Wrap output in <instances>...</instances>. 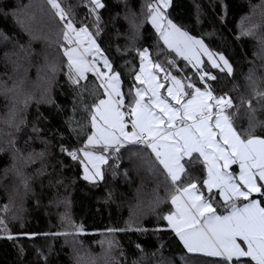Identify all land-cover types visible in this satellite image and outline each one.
I'll return each instance as SVG.
<instances>
[{"label": "snow or ice", "instance_id": "1", "mask_svg": "<svg viewBox=\"0 0 264 264\" xmlns=\"http://www.w3.org/2000/svg\"><path fill=\"white\" fill-rule=\"evenodd\" d=\"M123 4L121 16L109 0H17L15 6L0 0V15L14 28V34L0 31V64L11 68V74L0 73V94L11 97L0 125V155L9 158L0 181L10 180V187L4 185L7 202L0 203V240L11 242L17 264H53L50 241L60 239L71 247L72 264H127L117 239L121 233L157 240L152 252L136 242L140 257L132 264H264V0L249 5L250 15L233 35V43L257 41L259 63L243 76V85L233 83L230 91L221 82L235 81L234 58L211 43L217 25L227 28L234 7L227 0H214L211 15L197 6L194 25L176 18L175 0H144L139 13L128 0ZM205 23L212 31L200 30ZM148 37L154 42H144ZM36 42L44 45L41 52ZM61 74L83 115L76 118L74 104L63 122L67 134L49 129L60 153L56 165L73 168L95 189L109 175L131 182L132 171L144 170L155 180L150 198L143 199L138 190V203L123 227L92 232L86 222L73 220L69 198L57 197L49 203L64 206L60 228H27L26 203L43 206L36 182L43 188L42 178H49V187L63 180L53 184L47 171V133L36 121L29 133L18 106L27 116L35 101L37 121L47 119L39 113L42 104L62 113L51 94ZM244 119L246 128L238 124ZM36 141L40 151L33 147ZM111 201L109 190L103 203ZM96 235L98 253L81 239ZM165 248L181 255L166 257Z\"/></svg>", "mask_w": 264, "mask_h": 264}, {"label": "trees", "instance_id": "2", "mask_svg": "<svg viewBox=\"0 0 264 264\" xmlns=\"http://www.w3.org/2000/svg\"><path fill=\"white\" fill-rule=\"evenodd\" d=\"M19 2L28 4L30 0H19ZM33 2L38 3L39 0H33ZM74 2L75 0H69V3ZM143 2L144 0H128V7L139 13ZM213 2L214 0H175L176 18H183L185 23L194 25L197 6H200L204 13L211 15L213 10L210 5ZM227 2L234 6L232 14L228 18L227 28L221 29L219 25H217V35L211 40L214 48L219 47L234 58V64L236 66L235 81L231 79L223 80L221 82V88L224 91H230L233 83L243 85V76L247 74L249 68L252 67L254 63H259L256 59V52L259 50L257 41L251 38H245L242 41L233 43V35L239 33L238 26L242 18L250 15L249 5L259 4L261 0H227ZM3 3L9 6H15L17 0H3ZM109 3L114 7V11H118L121 16L123 15L125 11L123 0H109ZM37 17L39 21V13H37ZM148 27L150 26H146L145 29V37H147ZM200 30L212 31V28L205 23ZM0 31L14 34L13 21L10 18H5L0 15ZM220 37H224V41H222ZM115 39L114 37V40ZM118 42L123 46L125 40L123 37H120ZM144 42L151 44L154 42V38L148 37ZM33 46L37 52H41L44 48V45L39 42L34 43ZM49 51L52 50L49 49ZM121 63H123V61H121ZM4 70V65L0 64V73L4 72ZM125 71L127 72V70ZM30 76L32 79H35V69L30 72ZM126 87L127 85H125V88ZM232 95L235 96L236 93L233 92ZM53 98L57 104L62 106L64 111L57 114L55 108L42 104L39 106V113H42L47 119L37 121V106L33 104L27 112V120L29 121L27 131L30 133L31 123L36 121L38 126L47 133V138L51 140V145L49 147L51 155L48 158L49 167L47 171L52 174L51 179L53 184H55L56 179H62L63 185L49 187L48 177L42 178L43 188L40 187V181L36 182L35 189L38 194H42L43 206L40 209H35L32 207L31 201L26 203V207L28 208V213L26 214L28 221L27 228L45 231H55L60 228V213L64 212V206L62 203L59 206L49 203V201L57 197L60 200L64 197H68L71 202V215L73 220L76 222H86L88 228L92 232L99 233L103 231L106 226L111 225L123 227L124 221L128 219L131 210L135 208L138 203V190L143 199L151 197L155 187L154 178L144 170H141L139 175H137L135 171H132L131 182L125 181L123 177L113 180L109 175L107 183L102 185L99 189H95L80 181L73 168L66 166L61 170L60 167L56 165L57 159L60 157L57 140L49 129L54 131L55 128L59 127L67 134V126L63 122L68 117L72 116L74 104L76 106V118L80 119L83 113L80 111V105L76 99V94L67 84L63 74L58 77L56 87L53 91ZM85 102L90 103L91 97L85 95ZM3 103L4 102L0 100V107L3 106ZM238 124L240 127L246 128L247 120H239ZM33 147L39 151L42 145L39 141H36ZM8 161V156L0 155V169L5 167ZM68 163L69 161L66 160L65 165ZM52 165H56V167L53 168ZM124 166L131 167V165L127 163H125ZM73 180L76 181L74 184ZM4 185L10 187V180L0 181V203H6L8 198ZM109 190L112 192V201L108 204H104L103 199ZM145 223H148V221H145ZM13 227L18 230V225H14ZM99 238L100 237L96 235L91 239L87 237H82L81 239L85 247L89 248L94 253H98L100 247L96 241ZM117 239L126 253L127 264H132L134 260H138L140 257V253L134 248L136 242L143 243L145 252L154 251L157 245L156 238L151 235L139 236V234L125 235L121 233L118 235ZM50 243L53 244L54 248V255L52 257L53 264H72L70 259L72 250L69 244L63 239L50 241ZM117 255L119 254L117 253ZM164 255L169 258H178L181 253L175 248L172 250L165 248ZM27 259L28 261L34 259V255L31 251L28 252ZM0 264H17L16 252L11 242L0 240Z\"/></svg>", "mask_w": 264, "mask_h": 264}, {"label": "clouds", "instance_id": "3", "mask_svg": "<svg viewBox=\"0 0 264 264\" xmlns=\"http://www.w3.org/2000/svg\"><path fill=\"white\" fill-rule=\"evenodd\" d=\"M4 71H8V73L11 74V68L10 67L8 69H5ZM55 87H56V83H53L52 89H51V94L52 95H53V91H54ZM36 98L39 99V93L38 92H36ZM0 100H2L4 102L3 106L0 107V125H2V118L6 114L7 105L11 103V97H8L7 100H6L5 97L2 94H0ZM33 104H35V101H33ZM18 107L20 108L19 117L21 119H27V116L25 115V113L23 111V105L20 104ZM50 155H51V151H50V149H48V153L46 155V158L48 159L50 157Z\"/></svg>", "mask_w": 264, "mask_h": 264}]
</instances>
